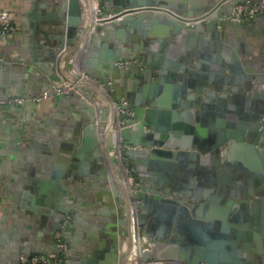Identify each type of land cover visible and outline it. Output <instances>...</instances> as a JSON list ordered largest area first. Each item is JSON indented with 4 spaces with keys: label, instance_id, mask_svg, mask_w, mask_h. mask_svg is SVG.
Listing matches in <instances>:
<instances>
[{
    "label": "crops",
    "instance_id": "obj_1",
    "mask_svg": "<svg viewBox=\"0 0 264 264\" xmlns=\"http://www.w3.org/2000/svg\"><path fill=\"white\" fill-rule=\"evenodd\" d=\"M96 1L101 12H104L102 0ZM51 3L53 0H0V11L7 10L10 21L15 26L13 32L0 37V97L30 96L40 94L43 90L49 92L48 96L39 100L30 99L23 104L0 103V264H19V255L23 253L51 255L55 250L57 226L64 211L71 214L70 224L63 232L69 245L66 256L72 263H76L79 256L87 253L95 244L105 247V226L107 222L113 223L114 220V214L104 206L111 193L107 192L108 184H105L99 173L100 162L95 166L81 168V175L74 174L72 178H69L70 173L67 172V176L62 178L66 188L60 197L50 186L52 179L60 183V176L53 177L57 168L56 155L69 148V137L79 128L87 113V104L81 98L54 93L53 82L43 75L50 39L46 30L49 20L42 19L41 16L50 9ZM232 7L227 2L224 12H231ZM83 15L87 22L86 13ZM107 24L105 21L98 22L91 33L96 39L93 50L95 63L107 51L119 52L121 49L158 59L166 64L182 57L173 41L154 39L148 48H140L147 44L150 37L141 45V36L135 32L133 36L136 38L131 36L129 44L124 41L127 38L125 28ZM153 30V27H147V31ZM221 31L225 32L229 46L239 48L241 59L253 65L257 75H264V14L255 15L240 23L230 22ZM190 34V51L203 56L200 59L207 66L204 69L206 74L219 80L218 84L226 85L227 81L225 83L224 79L227 71L223 68L212 69L211 65L216 61L211 55L215 52L210 49L203 34ZM120 43H123L122 48L119 47ZM229 50V47L222 49L218 58H227ZM192 58L197 59L194 55ZM101 66V62H98L93 67ZM67 72L65 78L75 75L76 69L74 67ZM172 82L174 81L168 78L157 85L154 77H135L127 81L133 98L143 93H152L167 104H176L168 109L172 112L173 117H170L173 124L183 130L182 150H189V142L198 138V142H195V159L189 158L188 154L182 156V159L174 154H154L150 157L146 149H137L132 158L126 157L136 170L133 181H136L138 175L145 182L151 181L153 176L161 179L169 192L182 195V204L186 208L180 211L175 209L169 226L167 208L160 213H149L144 223L138 226L139 230L146 226L147 236L141 240L142 245L146 242H165L171 237L182 241L191 239L192 242L195 240L193 238L207 235L213 239L210 233L216 232L215 227L227 224L237 211L235 201L232 202L236 198L230 193L232 186H216L213 168L220 164L228 166L236 163L248 169L253 167V149H248L242 142L232 138H228L219 147V156L217 152L209 150V143L231 130L228 125L238 122L245 125V122H249V118H236V113L228 105L231 104L230 96L224 97L218 93L210 96L196 94L194 98L177 99L171 89ZM231 84L228 83V86ZM223 91L230 92L229 89L219 92ZM97 94L100 93L96 92ZM247 98L246 93L238 96L240 102ZM248 100L252 109L257 104L261 105L254 98ZM262 100L264 101V97ZM194 102L200 104L194 105ZM241 127L242 125L239 126ZM106 145V142L102 143L101 150H107L110 156H114L118 144ZM263 145L264 143L259 144L255 150L264 153ZM101 162L105 168V161ZM106 165L105 171L112 179H119L113 173L117 166ZM235 176L236 174H231L227 183L233 180L234 187H241L242 176ZM254 200L253 196L248 200L249 206L258 220L264 221V197L260 196L257 202ZM254 202L256 204L252 205ZM209 219L214 221L215 226L208 224ZM128 241L131 242L130 248L127 246ZM250 242L254 249L264 248L263 238L252 236ZM214 245L215 243H210L208 248L210 251L216 250L217 257L220 258L225 256L228 248L233 249V245L225 247L216 244L213 248ZM118 250L125 253L124 264H132L129 255L132 251L130 237L123 242L120 238Z\"/></svg>",
    "mask_w": 264,
    "mask_h": 264
},
{
    "label": "water",
    "instance_id": "obj_2",
    "mask_svg": "<svg viewBox=\"0 0 264 264\" xmlns=\"http://www.w3.org/2000/svg\"><path fill=\"white\" fill-rule=\"evenodd\" d=\"M84 1L53 0V3L49 5L50 9L42 14V19L49 20L46 30L50 39L43 75L54 83L65 78L67 71L75 67V73L78 74L83 70L102 82L103 86L109 90L110 98L97 94L98 100L95 101L80 96L74 90L68 93L81 98L87 104V113L79 128L69 137V148L56 155L57 168L53 177L60 176V183L52 179L50 186L60 197L63 195L61 192L66 188L65 180L62 178L67 176V172L70 173L69 178H72L74 174L81 175V168L95 166L104 160L105 168L107 163L117 166L113 169V173L115 174L116 170L120 174L121 180L116 181L121 185L124 184L126 195L122 198L115 180L105 171V168L99 169V173L106 177L105 184H108L106 190L112 197L105 200L104 206L114 214L113 223L107 222L105 226L106 245L102 247L97 243L87 253L79 256L76 263L67 259L66 264H124L126 256L124 252L118 250V245L122 235L127 232L128 222L132 225L134 241H132L130 256L132 264H161L162 262L264 264L263 246L260 250L254 249L250 242L252 236L264 239V221L258 220L248 202L252 196L255 197L256 202L259 201L260 196L264 197V153L255 150V147L264 143V101L262 100L264 75H257L253 65L241 59L239 48L229 46L225 32L221 31L230 22L240 23L228 18L231 12H224L227 2L233 6L239 0H102L103 15L107 16L99 19L98 22L105 21L108 22L107 25L115 28H125L127 38L124 41L130 44L129 39L133 34L135 35V32L141 36V45L147 37H150L147 44H143L144 47L140 45V48H148L151 42L155 41L154 39L173 41L182 57L179 60L175 58L173 63L166 64L158 59H150L131 51L110 50L98 61L101 62V67H93L98 63H95V54H93L96 39L95 36L87 33V22L83 15ZM147 27H153L154 30L147 31ZM190 33L203 34L208 46L215 52L211 55L216 61L211 65L212 69L223 68L227 71L224 79L225 83L227 81L226 85L218 84L219 80L207 75L204 70L207 66L202 64L200 59L203 56L198 52L190 51L192 49ZM122 45L123 43H120L119 47L122 48ZM133 46L136 45L133 44ZM227 47L230 48L228 57L218 58L220 51ZM193 55L197 59H193ZM124 60L129 62L125 63ZM135 77L138 79L154 77L157 85L170 78L174 81L171 83V89L177 99L194 98L196 94L210 96L218 93L224 97L229 95L231 104L228 103V105L231 111L236 113V118H249V122H245V125L240 122L228 125L231 130L227 134L209 143V150L217 152L219 156V147L226 143L228 138H232L234 141L242 142L248 149H253L254 155L252 169L245 168L239 163L228 166L220 164L213 168L216 186H232L230 193L236 198L232 202L235 201L237 210L232 215L231 221L216 226L214 229L216 232L210 233L213 239L207 235L193 238L194 242L191 239L182 241V239L171 237L165 242H146L145 245L141 243V240L146 238L147 231L146 226L138 231V226L144 223L149 213H160L167 208V225L169 226L173 221L175 209L180 211L186 208L182 204V195L169 192L164 181L155 176L151 181L145 182L138 175L136 181L128 185L119 155L132 158L137 149H146L150 157L154 154H174L182 159V156L188 154L189 158L195 159L194 149L198 138L195 135L188 144L189 150H182L183 130L173 124L172 112L168 109L176 104H167L161 97H155L152 93H143L133 98L127 81ZM230 82L232 84L228 86ZM208 84L210 86H207ZM222 89H229L230 92H219ZM244 92L248 98L240 102L238 96H244ZM41 94L42 92L30 96L21 95L25 100L19 104ZM250 98H254L261 105L257 104L255 109L250 108L248 100ZM198 104L200 103L194 102V105ZM241 125L242 127L239 128ZM105 142L113 146L116 143L119 144V149H115L113 153L114 156H110L107 150L104 152L101 150V145ZM135 171L133 169V173ZM231 174L242 176L241 187H234L233 180L227 183ZM67 214L69 211H64L60 221ZM60 221L56 237L59 235L66 240L63 232L68 226L59 231ZM208 224L215 226L214 221L210 219ZM138 235L140 236L138 247L141 252L136 244ZM210 243H215L213 248L218 244L225 247L233 245V249L228 248V251L224 253L225 256L220 258L217 257L216 250H209Z\"/></svg>",
    "mask_w": 264,
    "mask_h": 264
},
{
    "label": "built area",
    "instance_id": "obj_3",
    "mask_svg": "<svg viewBox=\"0 0 264 264\" xmlns=\"http://www.w3.org/2000/svg\"><path fill=\"white\" fill-rule=\"evenodd\" d=\"M94 4L93 8V16L94 21L92 25L90 24L91 12L87 10L85 13L87 15V33L90 35L98 23L99 19L103 18V12H101V7L96 0H92ZM264 14V0H239L237 1L233 7L231 14L228 16L229 19L235 22H241L245 20H249L251 17ZM15 30V26L12 24L9 18V13L7 10L0 11V37L5 36ZM0 61H2V56L0 55ZM125 63L129 62L128 60H124ZM53 92L54 93H63L68 94L71 90L77 92L80 96L87 98L88 100L97 101L98 98L96 96V92H99L104 97H109V92L105 86H103L102 82H100L95 77L90 76L81 70L78 74L66 77L61 79L60 81H56L53 83ZM47 90H43L42 94L38 97H33V99H39L41 97H45L48 95ZM25 98L19 95H12L8 97H0V103H21ZM113 104V102H112ZM119 149V144L117 150ZM119 155V152H118ZM120 164L122 167V171L124 175L127 176L126 183L133 182V166L127 161L125 156L119 155ZM70 220V214L64 216V218L60 221V230H63ZM129 222V232L130 238H132V227ZM58 231V234H59ZM139 231V229H138ZM134 242V241H133ZM136 244H140V236L138 235V239ZM68 251V243L67 241L57 235L55 241V250L51 255H41L36 252L23 253L19 255V264H66L67 263V254ZM160 264V263H159ZM161 264H173L172 262H162Z\"/></svg>",
    "mask_w": 264,
    "mask_h": 264
},
{
    "label": "rangeland",
    "instance_id": "obj_4",
    "mask_svg": "<svg viewBox=\"0 0 264 264\" xmlns=\"http://www.w3.org/2000/svg\"><path fill=\"white\" fill-rule=\"evenodd\" d=\"M114 171V170H113ZM115 173L117 174L116 176H118L119 177V180H121V176H120V174L118 173V171H116L115 170ZM115 180V179H114ZM115 184H116V186L118 187V190H119V195H121L122 196V198L123 197H125V195H126V193H125V191H124V184H122L121 185V183H119L118 181H116L115 180ZM129 237H130V232H129V227L127 228V232L124 234V235H122V237H121V239H122V242L125 240V241H127L128 239H129ZM127 246L129 247L130 245H131V242H127ZM127 247V249H129ZM130 251V250H129ZM129 255H131V253L129 254Z\"/></svg>",
    "mask_w": 264,
    "mask_h": 264
},
{
    "label": "bare ground",
    "instance_id": "obj_5",
    "mask_svg": "<svg viewBox=\"0 0 264 264\" xmlns=\"http://www.w3.org/2000/svg\"><path fill=\"white\" fill-rule=\"evenodd\" d=\"M93 8H94V4H93V1L92 0H85L84 1V9H85V11H87V10H89L90 12H91V17H90V24H89V26H91L92 25V22L94 21V16H93ZM125 177H126V181L128 182V180H127V176L125 175ZM128 185H129V183H128ZM139 245L137 244V247H138ZM138 250H139V252H141V250H140V248L138 247Z\"/></svg>",
    "mask_w": 264,
    "mask_h": 264
},
{
    "label": "flooded vegetation",
    "instance_id": "obj_6",
    "mask_svg": "<svg viewBox=\"0 0 264 264\" xmlns=\"http://www.w3.org/2000/svg\"><path fill=\"white\" fill-rule=\"evenodd\" d=\"M100 169H103V162H101V168H100ZM102 177L104 178V182H105V180H106L105 175L102 174ZM69 214H70V213H69ZM70 216H71V214H70ZM69 224H70V220H69V223L67 224V226H69ZM67 226H66V227H67ZM67 243H68V242H67ZM68 250H69V245H68ZM67 254H68V251H67ZM67 254H66V255H67ZM66 257H67V256H66Z\"/></svg>",
    "mask_w": 264,
    "mask_h": 264
}]
</instances>
